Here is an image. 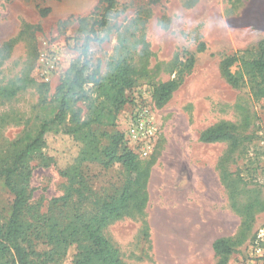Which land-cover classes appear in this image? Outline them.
<instances>
[{"label":"rangeland","instance_id":"1","mask_svg":"<svg viewBox=\"0 0 264 264\" xmlns=\"http://www.w3.org/2000/svg\"><path fill=\"white\" fill-rule=\"evenodd\" d=\"M239 2L116 0L113 11L127 13L131 23L107 42H90L99 55L88 57V73L97 81L86 82L74 111L81 122L95 119L104 106L99 87L108 84L117 64L127 67L132 85L123 91L125 102L114 124L94 120L75 129L67 120L59 131L46 134L41 154L29 160L30 196L23 220L30 226L32 264H75L78 244H50L47 224L88 221L104 201L121 193L131 174L119 162L105 167L102 149L118 134L125 136L133 113L142 107L154 116L152 148L141 156L126 140L137 153L140 186L121 215L102 229L118 250L120 264H215L211 243L220 236L243 237L227 264L252 259L251 241L264 232V99H254L246 84L229 82L225 73L239 72L240 64L225 68L223 62L236 53L245 59L258 54L264 3L259 7L251 0L239 8ZM193 5H198L197 18L222 19L223 30L182 52L151 41L153 18ZM101 10L100 0H0V148L49 115L55 88L70 66L62 54L88 35L91 19L80 23L79 17L91 12L96 17ZM107 27L97 28L98 37ZM170 81L176 87L161 98ZM219 122L231 125L236 143L200 140L203 130ZM122 146L117 144L119 152ZM11 200L0 181V217ZM249 205L252 218L246 227L243 210Z\"/></svg>","mask_w":264,"mask_h":264},{"label":"trees","instance_id":"2","mask_svg":"<svg viewBox=\"0 0 264 264\" xmlns=\"http://www.w3.org/2000/svg\"><path fill=\"white\" fill-rule=\"evenodd\" d=\"M100 2L102 10L96 17L92 12L87 16L79 17L80 23L91 19L86 36L89 38V43L100 40L97 28L106 25L108 14L114 10L116 5V0H100ZM84 51L86 52V49ZM235 62L240 64L239 72L231 74L226 70L228 81L235 86L246 84L254 99H264V40L258 43V54L255 57L245 59L236 53L226 57L223 64L225 68H228ZM88 67V57L73 62L55 88L51 100L52 110L49 115L40 118L34 130L23 133L9 147L0 148V157H2L0 181L12 196L7 214L0 217V264L7 262L32 264L30 256L34 251L30 247L27 233L30 226L24 222L23 213L28 206L30 196L32 169L29 160L41 154L42 148L46 145V134L50 131H59L67 120L76 124L75 129L80 124L84 126L91 124L94 120L98 124L112 125L115 122L116 113L125 102L123 91L131 87L132 80L128 76L127 67L117 64V69L110 76L108 84L99 87L104 98V106L97 111L95 119L89 118L81 122L80 115L74 111V105L84 97L86 82L89 79L97 81L94 74L88 73ZM175 87L174 81L165 84L162 87L161 98H166ZM229 128H231L230 124L219 122L203 130L199 138L203 142L229 140L231 144H234L236 138ZM113 142L114 144L111 143L102 149L105 158L104 166L108 167L112 163L119 162L131 174L121 193L112 200L104 201L98 212L88 221L63 227L56 223L47 224L46 237L50 244L63 248L74 242L78 244L79 251L75 264H120L118 250L104 236L102 229L107 222L118 218L127 208L130 199L140 186V176L136 163L137 153L126 144L124 134H118L113 138ZM121 142L123 146L119 152L117 144L120 145ZM134 184L136 188L133 187ZM229 197L234 198V191L229 192ZM252 208L253 206L249 205L243 210V224L246 227L249 226L252 218ZM241 234L243 235V232ZM242 241L241 236L214 238L211 247L217 259L215 264H227L229 256Z\"/></svg>","mask_w":264,"mask_h":264},{"label":"clouds","instance_id":"3","mask_svg":"<svg viewBox=\"0 0 264 264\" xmlns=\"http://www.w3.org/2000/svg\"><path fill=\"white\" fill-rule=\"evenodd\" d=\"M180 6L174 8L165 18H153L148 25L149 38L155 44L170 45L176 52L188 51L196 47L205 35L222 31L224 21L213 16L197 18L196 8ZM108 27L99 33V39L107 42L114 32L129 26L130 16L122 11L116 10L108 14ZM86 49V52L84 51ZM65 65H71L78 59H84L94 55H99L98 47L94 43H89V38L85 37L80 45L63 52Z\"/></svg>","mask_w":264,"mask_h":264},{"label":"built area","instance_id":"4","mask_svg":"<svg viewBox=\"0 0 264 264\" xmlns=\"http://www.w3.org/2000/svg\"><path fill=\"white\" fill-rule=\"evenodd\" d=\"M263 122L261 125L262 134H264ZM154 123V116L151 111L142 107L133 113L130 126L125 132V139L134 142L133 145L138 147L141 156H146L152 148L150 143L156 132ZM250 256H252L251 260L240 264H264V232L258 233L251 241Z\"/></svg>","mask_w":264,"mask_h":264},{"label":"crops","instance_id":"5","mask_svg":"<svg viewBox=\"0 0 264 264\" xmlns=\"http://www.w3.org/2000/svg\"><path fill=\"white\" fill-rule=\"evenodd\" d=\"M250 1H251V0H240L238 7H239V8H240V7H246V6L249 5ZM243 2H244V3H243ZM255 2H256V3H259V7H260V6H262L261 3H264V0H263V1L255 0ZM253 6H254V4H253ZM238 7H237V8H238ZM239 8H238V9H239Z\"/></svg>","mask_w":264,"mask_h":264}]
</instances>
